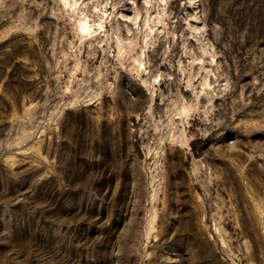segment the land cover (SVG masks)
Wrapping results in <instances>:
<instances>
[{"label": "rangeland", "instance_id": "rangeland-1", "mask_svg": "<svg viewBox=\"0 0 264 264\" xmlns=\"http://www.w3.org/2000/svg\"><path fill=\"white\" fill-rule=\"evenodd\" d=\"M0 264H264V0H0Z\"/></svg>", "mask_w": 264, "mask_h": 264}]
</instances>
